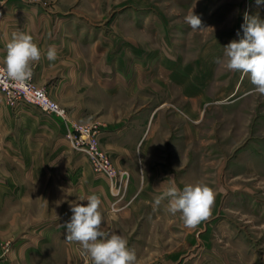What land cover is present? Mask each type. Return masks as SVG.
Segmentation results:
<instances>
[{
    "label": "rangeland",
    "instance_id": "obj_1",
    "mask_svg": "<svg viewBox=\"0 0 264 264\" xmlns=\"http://www.w3.org/2000/svg\"><path fill=\"white\" fill-rule=\"evenodd\" d=\"M7 3L0 0V9ZM11 4L57 14L67 28L60 40L71 51L67 76L76 91L57 90L45 78L32 81L65 110L73 102L85 101L93 111L98 104L125 113L163 105L167 112L181 114L183 102L178 104L176 97L184 91L187 105L189 96L199 95L196 140L186 145L183 162L184 171L192 173H185L184 184L209 186L217 210L195 233L207 234L211 227L216 237L213 248L264 252V95L254 91L248 76L227 70L224 56V47L243 36L245 13L264 20V4L257 5L256 0H13ZM191 10L206 29L193 31L185 23ZM100 74L121 76L123 88L116 98L105 99L102 93L96 97ZM22 106L51 118L28 104L15 108ZM63 138L77 153L66 134ZM184 228L186 235L194 230ZM12 244L0 242V248ZM168 244L173 249L182 242ZM85 260L93 264L91 258ZM238 260L245 264L252 258ZM61 262L58 258L57 264Z\"/></svg>",
    "mask_w": 264,
    "mask_h": 264
},
{
    "label": "crops",
    "instance_id": "obj_2",
    "mask_svg": "<svg viewBox=\"0 0 264 264\" xmlns=\"http://www.w3.org/2000/svg\"><path fill=\"white\" fill-rule=\"evenodd\" d=\"M5 1L9 2L7 8L0 9V66L4 67L12 33L24 32L33 37L42 54L31 66V80L45 78L57 90L76 91L67 76L71 51L60 40L67 28L60 24L59 15L13 8V0ZM52 45L57 59L49 61L46 53ZM96 81L98 98L100 93L105 99L116 98L122 87L118 74H100ZM128 88L130 91L131 86ZM180 94L176 99H180L178 104L183 102L181 114L169 113L163 105L138 114L108 110L99 104L93 111L85 107V101L67 107L72 121L86 122L97 130L99 147L116 169L128 173L124 200L116 211L110 210L109 181L92 170L86 157L67 148L63 138L67 129L59 119L41 118L30 107L10 108L0 98V242L13 243L0 248V264H57L58 258L61 264H88L84 259L90 255L79 243L66 239L65 225L73 214L72 204L86 206L87 201L78 198L93 194L101 200L102 230L114 234L119 230L135 252L137 264H244L238 260L244 256L252 258L245 264H264V252L213 248L216 237L211 227L207 234L194 229L186 235L181 214L167 211L165 191L185 186L183 162L188 144L196 140L194 125L199 116L201 97L189 96L186 105L184 91ZM157 197L164 198L154 210ZM216 210L214 205L212 215ZM179 241L182 244L169 248V242ZM201 245L208 249L201 250Z\"/></svg>",
    "mask_w": 264,
    "mask_h": 264
},
{
    "label": "clouds",
    "instance_id": "obj_3",
    "mask_svg": "<svg viewBox=\"0 0 264 264\" xmlns=\"http://www.w3.org/2000/svg\"><path fill=\"white\" fill-rule=\"evenodd\" d=\"M256 4H264V0H256ZM184 19L193 31L206 29L193 10ZM241 29L243 36L224 47L225 67L229 71H239L248 76L255 86L254 91L264 95V20L258 15L249 16L245 13ZM41 56V50L30 34L13 32L6 44L4 67H0V84L24 86L32 78V64L39 62ZM46 56L49 61L57 59L54 45L48 48ZM164 197L168 198L167 211L173 215L179 212L184 226L189 229H195L210 218L215 200L214 191L199 183L185 185L182 190L176 186L169 187ZM164 197L154 199V210L161 205ZM78 199L86 200L87 205L72 204L73 214L70 222L65 225L66 239L79 243L90 255L93 264H137L136 254L128 247L126 239L102 230L104 217L99 210L100 198L93 194Z\"/></svg>",
    "mask_w": 264,
    "mask_h": 264
},
{
    "label": "built area",
    "instance_id": "obj_4",
    "mask_svg": "<svg viewBox=\"0 0 264 264\" xmlns=\"http://www.w3.org/2000/svg\"><path fill=\"white\" fill-rule=\"evenodd\" d=\"M0 98L4 99L10 108L28 104L42 113L59 119L67 129L66 138L71 147L87 158L96 174L105 176L109 181L111 208L113 211L119 210L118 206L124 200L129 176L127 172L116 169L109 156L100 149L97 132L92 127L74 123L69 113L53 101L43 89L36 87L32 80L22 87L0 84Z\"/></svg>",
    "mask_w": 264,
    "mask_h": 264
}]
</instances>
